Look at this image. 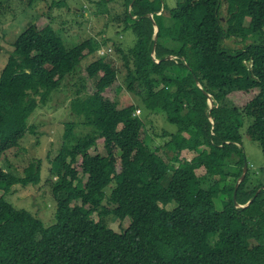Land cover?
<instances>
[{
	"label": "trees",
	"instance_id": "trees-1",
	"mask_svg": "<svg viewBox=\"0 0 264 264\" xmlns=\"http://www.w3.org/2000/svg\"><path fill=\"white\" fill-rule=\"evenodd\" d=\"M177 1L171 9L165 0H90L93 24L110 18L103 32L115 37L111 43L70 44L55 29L52 8L24 12L25 27L0 72V160L16 161L26 176L0 167L6 191L40 182L41 165L25 166L21 152L38 97L46 102L80 69L88 96L72 102L79 121L65 123V145L52 160L60 178L52 220L0 197V264H264V170L253 181L248 171L237 189L240 207L234 200L247 163L245 133L264 154V0ZM125 34L133 37L129 45L118 38ZM232 37L245 46L227 47ZM111 45L125 87L108 54L83 67ZM120 97L135 102L119 107ZM153 115H164L175 131H158ZM84 125L92 132L83 135ZM99 144L105 153L92 154ZM229 179L234 186H222ZM222 191L229 196L219 211ZM109 216L130 225L116 232Z\"/></svg>",
	"mask_w": 264,
	"mask_h": 264
},
{
	"label": "rangeland",
	"instance_id": "rangeland-1",
	"mask_svg": "<svg viewBox=\"0 0 264 264\" xmlns=\"http://www.w3.org/2000/svg\"><path fill=\"white\" fill-rule=\"evenodd\" d=\"M0 72L8 62V59L14 50V41L22 33L25 25H23L24 12L38 13V15L47 13L50 8V13L53 16V25L57 31L65 38L70 44H76L89 38H96L98 42L103 38L115 39L113 35H109L103 32V26L108 19H100L93 24V4L90 0H34L31 8L29 9V0H0ZM64 1L67 6L51 7L53 2ZM177 0H165L168 8H174L177 5ZM85 10V11H84ZM120 11H118L119 13ZM220 14L223 18V25L227 26L226 20L228 18L227 4H223ZM26 17V16H25ZM103 18V17H101ZM112 23V22H111ZM250 18L245 20V25L249 26ZM120 40H125V44L129 45L133 41V37L129 34L121 35L118 37ZM255 39V37H252ZM253 39H249L250 43ZM245 42L241 38L232 37L225 40V45L231 49H239L245 46ZM109 48H100L93 55H89L83 62V67H86L94 58L99 56H105L108 54L114 65L119 70V78L122 85L125 87V68L122 66L121 60L113 46ZM88 52V51H86ZM85 86V77L80 73H75L67 77L62 82L61 88L52 94L50 98L43 102L41 97H38L39 105L37 110L33 113L29 119V126L33 127V132H29L22 140L21 152H24V164L27 166L31 162H36L41 165L40 182L37 185L27 184L25 186L17 184L13 185L8 191L4 189L5 185L0 184V197L5 196L14 207L18 209H26L37 215L39 218L49 222L52 220L55 212V201L53 197V188L56 182L60 181L58 174L53 167V161L57 156L59 150L64 144V135L66 131L65 123L71 121H79L73 114L71 104L77 99H84L88 96ZM127 93V92H126ZM125 95V92L122 94ZM128 96V93H127ZM135 99L131 98L125 100L120 97L119 107L128 105V103H134ZM143 111L138 109L136 115H142ZM150 121L156 127L158 131L166 129L174 132L175 127L169 124L164 115H153L150 117ZM253 122V118H247L245 127L249 126ZM88 132L83 134H89L92 132V128L89 125H84ZM150 128V124H147ZM244 127V128H245ZM36 130V131H35ZM246 129H244V132ZM243 148L247 157L248 171L251 181L258 179L262 170H264V154L258 142L252 140L250 137L244 134ZM104 152L102 144L91 150L92 154ZM183 158L190 160V155L187 151L183 152ZM40 160V161H39ZM14 167L10 166L7 159L0 160V167L7 169L9 172L16 174L22 178L26 176L23 168H18L16 161H14ZM171 175V173H170ZM84 180H87V176L80 175ZM227 185L233 187V181L228 180L223 183L222 186ZM5 193V194H4ZM229 193L221 192L219 197L215 200L216 206L219 211L223 210L224 201L228 199ZM109 206L107 202L104 203ZM176 205L171 204L169 208L172 209ZM109 226L116 232H123L130 225V219H120L109 216L107 218Z\"/></svg>",
	"mask_w": 264,
	"mask_h": 264
},
{
	"label": "water",
	"instance_id": "water-1",
	"mask_svg": "<svg viewBox=\"0 0 264 264\" xmlns=\"http://www.w3.org/2000/svg\"><path fill=\"white\" fill-rule=\"evenodd\" d=\"M150 17H153V16L150 15ZM155 27H156V30H157V26H156V25H155ZM155 40H157V35L155 36ZM155 47H156V44H155ZM169 59H170V58H169ZM247 172H248V164L245 163V164H244V169H243V174H242L240 180H239V181L237 182V184H236V190H235V193H234L235 204H236L238 207H240V205H238V203H237V201H236L237 189H238L240 183L245 179ZM253 199H254V198H253ZM253 199H252L250 202H248L245 206L249 205V204L253 201Z\"/></svg>",
	"mask_w": 264,
	"mask_h": 264
},
{
	"label": "bare ground",
	"instance_id": "bare-ground-1",
	"mask_svg": "<svg viewBox=\"0 0 264 264\" xmlns=\"http://www.w3.org/2000/svg\"><path fill=\"white\" fill-rule=\"evenodd\" d=\"M153 53H154V52H153ZM169 58L171 59V58H174V57H169ZM209 118H210V117H209ZM35 131H36V130H35ZM56 171H57V170H56ZM40 177H41V175H40ZM39 180H40V179H39ZM64 194H65V193H64ZM56 206H57V205H56Z\"/></svg>",
	"mask_w": 264,
	"mask_h": 264
}]
</instances>
